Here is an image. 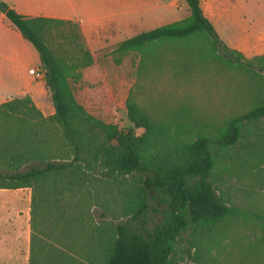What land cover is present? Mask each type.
<instances>
[{
  "label": "trees",
  "instance_id": "obj_1",
  "mask_svg": "<svg viewBox=\"0 0 264 264\" xmlns=\"http://www.w3.org/2000/svg\"><path fill=\"white\" fill-rule=\"evenodd\" d=\"M184 1L187 18L128 38L113 54L124 57L155 43L202 36L220 61L244 69L257 63L264 79V53L247 60L228 48L204 16L200 0ZM0 13L36 50L54 109L44 117L29 96L0 104V189H31L28 264H78L52 241L45 226V195L84 194L85 202L102 206L104 218V186L125 178L137 179L135 203L125 219L106 224L104 236H95L96 250L102 251L99 264H170L175 244L187 230L229 219L264 226V213L230 206L212 183L216 162L238 145L245 125L264 119V99L211 127L191 116L156 119L129 93L126 115L141 130L137 135L93 116L77 101L74 86L96 65L78 22L22 15L2 0ZM152 200L164 208L160 222L149 228ZM242 260L264 264L256 258Z\"/></svg>",
  "mask_w": 264,
  "mask_h": 264
},
{
  "label": "rangeland",
  "instance_id": "obj_2",
  "mask_svg": "<svg viewBox=\"0 0 264 264\" xmlns=\"http://www.w3.org/2000/svg\"><path fill=\"white\" fill-rule=\"evenodd\" d=\"M127 4L125 39L189 16L184 0H133L132 6ZM250 8L256 22L264 20V0H251ZM128 18L131 20L126 22ZM209 48L204 37L196 36L155 43L124 57L107 49L94 55L96 65L85 71L74 86V95L93 116L137 135L141 130L126 115L129 93L156 119L191 116L202 124L220 127L264 99V79L257 63L246 69L229 65ZM240 53L247 60L262 55L250 50ZM118 58L119 64L115 63ZM45 104L52 108L48 92ZM35 107L49 117L42 107ZM214 171L213 186L230 206L232 202L247 214L264 213V119L245 125L238 145L216 162ZM137 188L135 178L105 185L101 192L108 208L104 218L102 206L85 202L84 194L73 198L45 195V226L51 229L55 246L78 264H90L93 259L99 264L102 251L96 250L95 236H104L106 224L126 218ZM30 200L31 189H0V264H28ZM163 208L150 201L149 228L160 222ZM242 258L264 260V226L229 219L184 232L170 264H243Z\"/></svg>",
  "mask_w": 264,
  "mask_h": 264
},
{
  "label": "crops",
  "instance_id": "obj_3",
  "mask_svg": "<svg viewBox=\"0 0 264 264\" xmlns=\"http://www.w3.org/2000/svg\"><path fill=\"white\" fill-rule=\"evenodd\" d=\"M17 13L78 22L86 44L96 55L113 49L124 38V6L133 0H2ZM247 3L248 6H247ZM251 0H200L204 16L225 45L235 51L264 53V20L253 19ZM131 19H127L129 22ZM135 36V35H134ZM133 37V36H131ZM129 37V38H131ZM42 70L36 50L0 13V104L29 96L47 116L54 109L45 104L44 77L29 71ZM45 76V74H44Z\"/></svg>",
  "mask_w": 264,
  "mask_h": 264
},
{
  "label": "built area",
  "instance_id": "obj_4",
  "mask_svg": "<svg viewBox=\"0 0 264 264\" xmlns=\"http://www.w3.org/2000/svg\"><path fill=\"white\" fill-rule=\"evenodd\" d=\"M31 75H34L36 79H42L44 77V71L43 70H36V69H31L29 71Z\"/></svg>",
  "mask_w": 264,
  "mask_h": 264
}]
</instances>
